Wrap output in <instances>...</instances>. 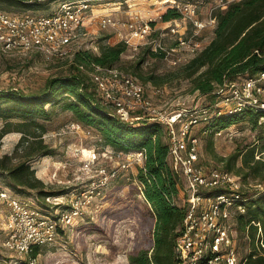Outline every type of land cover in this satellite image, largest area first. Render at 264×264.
I'll list each match as a JSON object with an SVG mask.
<instances>
[{"label": "rangeland", "instance_id": "rangeland-1", "mask_svg": "<svg viewBox=\"0 0 264 264\" xmlns=\"http://www.w3.org/2000/svg\"><path fill=\"white\" fill-rule=\"evenodd\" d=\"M60 1L33 9L8 6L0 1V8L12 13H50ZM186 1L188 0L91 1L97 15L109 11L123 21L137 17L138 24L140 20H151L153 36L167 50H171L167 57L153 55L146 51L148 48L155 51L150 45H144V42L140 44L137 39H133L139 45L136 48L131 44L127 45V50L116 63L132 70L145 82L149 98L160 109L200 107L210 101V97L193 89L189 79L172 75L193 56L187 46L180 44V37L203 46L213 36L214 28L210 23L197 33L194 26L181 17L168 21L162 19V14L168 8ZM191 1L197 2L199 16L203 20H210L215 6L219 4V0ZM90 26L84 41L94 52H99L101 45L120 41L117 30L113 27H100L99 17L96 16ZM70 60L71 57L49 59L35 52L0 49V88L15 87L27 93L40 92L48 78L71 72ZM140 60L142 63L138 65ZM149 76H154V79ZM157 88L161 92H157ZM139 117L140 114L133 113L135 120L142 119ZM41 121L46 127L44 140L54 151L52 154L38 156L30 163L46 188L56 192L51 195V200L55 201L54 196H59L62 202L59 205L54 201L44 204L43 198L37 197L35 191L30 193L27 189L11 187L7 178L0 174V261L4 264H19L26 260V256H20L5 245L9 230L6 225L9 205L7 197L1 193L25 199L42 213L49 214L58 213L70 205L74 196L84 194L82 216L73 225L65 226L53 242L40 246L36 264H130L129 257L132 253L151 244L145 229L152 231L154 223L151 205L144 196L142 183L137 177L139 167L144 164L135 157L137 149L116 148L106 143L96 129L88 126L83 125L84 129L76 130L73 113L58 105L50 119ZM4 122V118L0 117V129ZM222 128V134H217L216 129L210 128L205 132L206 126L203 124L193 130L199 137V165L203 166L206 173L216 167L226 169L218 156H227L239 147L244 148L264 138V125L260 122L255 124L246 115L239 116L236 121ZM20 137L19 131H11L2 136L0 156L16 154L15 147ZM256 157L264 159V151L257 152ZM17 158L18 155L14 157L15 160ZM237 163L240 165L241 160ZM231 172L241 175L238 183L240 191L254 195L264 191L263 176L251 175L244 179L242 174ZM185 185V180L181 177L178 195L181 203L186 199L183 192ZM235 239L239 256L249 251V239L244 234L237 230Z\"/></svg>", "mask_w": 264, "mask_h": 264}, {"label": "trees", "instance_id": "trees-1", "mask_svg": "<svg viewBox=\"0 0 264 264\" xmlns=\"http://www.w3.org/2000/svg\"><path fill=\"white\" fill-rule=\"evenodd\" d=\"M0 1L8 6L33 9L56 0ZM213 16L216 24L210 41L172 73L174 77L189 79L194 90L210 97L207 105L217 99L218 91L226 81L264 71V0H234L225 7H215ZM180 17L182 14L173 7L162 14L164 21ZM126 50L124 41L101 45L99 52L80 50L70 60L71 72L48 78L40 92L27 93L15 87L0 88V117L5 120L0 138L11 131L21 132L15 147L16 154L0 156V174L7 178L9 186L27 189L30 193L35 191L37 197L43 198L44 204H49L47 197L56 192L46 188L30 162L54 151L44 140L46 127L41 119H50L57 105L70 110L77 122L96 129L106 143L122 150L144 151V164L139 167L137 177L151 205L154 223L152 231L145 229L151 244L132 253L130 264H177L175 244L183 225L186 205L174 202L179 195L181 177L168 161L169 142L165 127L159 121L146 118L135 121L121 118L115 108L102 102L89 73L92 62L116 65ZM146 51L164 56L163 52L149 48ZM141 63L142 60L138 65ZM149 78L154 79V76ZM241 115L248 116L255 124L260 122L264 125V120H260L264 111L254 108L215 115L210 125H228ZM263 151L264 138L244 148L239 147L227 156L218 157L226 169L242 174L244 179L251 175L264 177V159L256 157L257 152ZM239 159L240 165L237 163ZM225 189L217 187L207 190V193ZM240 196L236 202L244 204L245 211L237 210L235 213L237 230L249 239L250 244L249 251L239 256L240 264H264V191L255 195L240 191ZM39 248V245L34 246L32 257H37Z\"/></svg>", "mask_w": 264, "mask_h": 264}, {"label": "built area", "instance_id": "built-area-1", "mask_svg": "<svg viewBox=\"0 0 264 264\" xmlns=\"http://www.w3.org/2000/svg\"><path fill=\"white\" fill-rule=\"evenodd\" d=\"M91 1L61 0L50 13H12L0 8V49L35 52L49 59H73L76 52L90 49L84 40L90 24L97 16L100 27H113L120 41L127 45L136 48L139 44L134 43L133 39H137L138 43L144 42V45L163 52L166 57L171 54V50H167L153 36L151 20H140L138 24L137 17L133 18L135 21H123L109 11L97 15ZM231 1L234 0H219L217 6L225 7ZM172 7L179 10L181 18L191 23L197 33L208 27L209 23L215 27L216 18L213 15L210 20L200 18L195 1L188 0ZM180 44L187 46L193 56L205 46L190 43L181 37ZM91 67L89 73L102 102L115 108L121 118L135 120L133 113H138L139 118L159 121L165 127L169 142L168 161L186 184L183 190L186 195L183 203L186 205V214L175 244L177 264H240L235 241V213L237 210L245 211V205L236 202L241 198L238 184L241 175L217 167L208 173L204 172L203 166L199 165V137L193 130L203 124L206 126L205 132L210 128L222 134V126L211 127L213 116L233 114L246 108L264 111V71L226 81L211 105L167 110L154 106L145 83L132 70L95 62L91 63ZM81 68L84 67L81 65ZM156 91L161 92V89L157 88ZM260 120H264V115L260 116ZM73 125L76 130L84 129L80 122L76 121ZM135 155L137 160L144 162L142 149L137 150ZM217 187L226 189L207 193V190ZM1 195L7 197L9 205L6 218L9 230L5 245L20 256H26L25 262L19 264H36L37 257L31 256L34 246L53 242L65 226L69 227L78 221L84 208V194L74 196L70 205L58 213L50 214L42 213L20 197L8 196L6 193ZM54 198L55 201L48 196L47 200L61 204L59 196ZM175 201L181 203L178 197ZM0 264L4 263L0 261Z\"/></svg>", "mask_w": 264, "mask_h": 264}]
</instances>
